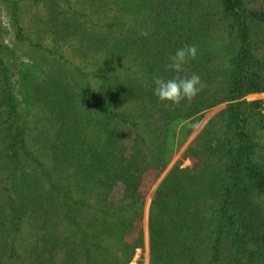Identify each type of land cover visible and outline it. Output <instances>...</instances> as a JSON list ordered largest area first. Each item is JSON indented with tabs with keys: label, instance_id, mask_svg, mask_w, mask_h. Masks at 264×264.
Here are the masks:
<instances>
[{
	"label": "trees",
	"instance_id": "16d2710c",
	"mask_svg": "<svg viewBox=\"0 0 264 264\" xmlns=\"http://www.w3.org/2000/svg\"><path fill=\"white\" fill-rule=\"evenodd\" d=\"M141 2L151 3L148 34L132 26L114 55L143 51L145 78L107 94L108 106L90 93L92 107L79 113L74 96L61 97L69 110L48 171L15 166V137L5 147L16 158L0 163V264H142L144 200L170 161L177 126L187 122L190 133L224 103L154 193L149 264H264V100L241 101L264 92V10L249 0H137V11ZM188 44L198 55L181 75L198 74L202 90L161 103L152 77L170 76L168 57Z\"/></svg>",
	"mask_w": 264,
	"mask_h": 264
},
{
	"label": "rangeland",
	"instance_id": "374dc122",
	"mask_svg": "<svg viewBox=\"0 0 264 264\" xmlns=\"http://www.w3.org/2000/svg\"><path fill=\"white\" fill-rule=\"evenodd\" d=\"M135 3L137 0H0V101L4 94L12 97L11 105H0V163L4 155L11 154L4 149L15 137L14 152L20 155L15 166L27 171L34 166L52 169L49 148L62 112L69 110L60 104L61 97L74 96L70 110L79 113L92 107L90 93L103 96L108 106L107 94L129 79L145 78L147 56L143 51L114 55L132 26L139 36L148 34L142 16L147 18L151 3L141 2L145 4L142 11H137ZM249 7L264 10V0H249ZM259 100H264V92L241 101ZM228 104L202 113L190 133L187 122L177 126L170 161L144 200L142 264L150 261L147 219L154 193L203 127ZM24 153L32 154L33 163L22 158ZM10 156L15 161L16 157ZM54 181L59 182L57 177Z\"/></svg>",
	"mask_w": 264,
	"mask_h": 264
},
{
	"label": "clouds",
	"instance_id": "9594fccd",
	"mask_svg": "<svg viewBox=\"0 0 264 264\" xmlns=\"http://www.w3.org/2000/svg\"><path fill=\"white\" fill-rule=\"evenodd\" d=\"M197 55L198 49L195 44H188L178 48L173 55L168 57L165 65V72L171 75H153V95L161 103L176 106L182 102L193 100L200 93L203 82L198 74L193 73L190 76L181 75L184 66L196 60Z\"/></svg>",
	"mask_w": 264,
	"mask_h": 264
}]
</instances>
